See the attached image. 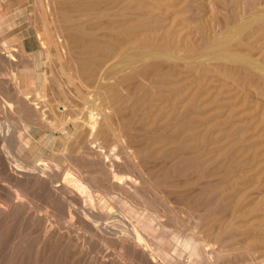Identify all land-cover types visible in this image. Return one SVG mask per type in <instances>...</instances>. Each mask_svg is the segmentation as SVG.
Masks as SVG:
<instances>
[{"label": "rangeland", "instance_id": "rangeland-1", "mask_svg": "<svg viewBox=\"0 0 264 264\" xmlns=\"http://www.w3.org/2000/svg\"><path fill=\"white\" fill-rule=\"evenodd\" d=\"M91 1L94 0H89V8L91 4L94 5L95 3ZM105 1L107 0H103V2L102 0L101 2L97 1L95 3L96 7L95 5H92L94 9L91 7L93 11L90 8V11L87 9L84 12L86 15L89 13V17L91 15V20L84 15V9H81L83 17H85L84 22L88 23L89 21V25L94 23V25H96L95 27H100L98 23L100 22L103 24L104 19V22H108L110 18L111 20L114 19L116 22L119 20L117 18L121 17L122 19L130 20V25L132 23H134V25L132 24V27H130L128 22L127 25L125 24L127 20L121 19L120 22H123V24L119 22L120 25H122V27H118L119 32L116 28L118 33L115 37L117 40L113 37L114 35L111 32L115 31L116 34V30L113 29H115L116 24L118 26L119 23H116L114 26L111 25L114 24V21L110 24L109 22L107 24L104 23L110 28H113L112 30L110 29V32L106 28L107 26L104 27L102 25L99 30L98 27L94 29L93 26H89L91 28L89 31L93 30L94 32V30H96L95 33L89 32L92 33V36L96 34L93 37H90L91 35L87 32L88 26L84 25L86 31H83L89 34H85L88 39H95V36H97L96 38L98 39L99 37L103 39L104 37L107 38L109 35V40L113 41L109 43L110 45L120 42L117 45L113 44L110 46L111 48L117 46L118 49L116 47L110 49L109 44H107L110 41L107 40L106 42V40H104L107 44L106 47H104L106 44L104 45L103 42L101 43L103 44L101 50L94 49L93 52H89L91 55L89 56L90 59L95 57V55L97 59L95 60L93 58L94 62L92 60L91 62L89 59L87 60L88 57L86 55L84 56V54L81 53L83 47L81 46L82 44L79 43L82 42L78 43L80 46H78V44L75 46L73 58L69 57L66 52L63 55L59 53V51L61 52V42L58 41V36L63 32L62 22L53 18V15L51 16L48 11H45L42 1L37 4V0H0V264H97V262L98 264H143V262L152 264L154 261V264H174V262L175 264H264V0H139L140 4L137 2L138 0H134V2L130 0V2L132 1V5L135 4L133 7L136 9H138L137 7L143 2L141 8L139 7L140 10H135V8L133 10L132 5L128 2L129 0H127V2L125 0H120V2L117 0V4L110 0L111 3L113 2L116 4H113V6L112 4L109 6V0L107 3ZM123 2L126 3H124V5H126V7H124L125 9L128 7L130 8V6L132 9L130 8L131 10H129L128 8V11H126L123 8ZM102 3L106 6L101 9V11L104 10V12L100 11L105 15L103 18H101L103 15L98 13V11L95 14V11L101 8L99 5ZM118 3L120 4L121 10L116 9L119 7ZM136 4H138L137 7ZM107 5L109 8H107ZM143 5L146 6L144 7ZM105 8L107 10L106 12H113V14H105ZM122 8L130 13H126ZM39 9H41V11H39ZM77 9H75V11ZM108 9H110V11ZM116 10L123 13H118V15L114 12ZM141 10L142 12H140ZM79 12H74V10H72L69 13H76V17L75 15H69L73 18L82 17V14ZM135 12L136 14L138 13L137 16H139L137 21ZM90 13L93 15L99 14L101 17H93ZM114 13L115 16H118L114 17ZM130 15H132L133 18ZM125 16L128 17L125 18ZM129 16L132 19H130ZM140 17H142V19ZM95 19L98 22H96L97 24L95 23ZM106 19H108V21ZM139 19L142 20L143 23H141ZM132 20H135L137 24ZM59 22L60 27L59 25L56 26ZM144 22H146L147 25L154 23L156 27L153 28L155 25L152 27L150 26L151 24L147 26ZM124 25L130 28L125 29ZM136 25L139 28L141 26L140 29L143 30H140ZM123 27L125 32L134 31L129 32L130 35L128 33V36L123 38L127 35V32L125 34L122 30ZM145 27L149 28V30ZM131 28L132 30H130ZM151 29L157 30L153 33ZM57 30L60 31L58 32ZM104 30H107L108 33H105ZM120 30H122L125 35H122L123 33L122 31L120 32ZM101 31H104L103 34H106V36L103 35V37L98 33ZM139 31H145L146 34L145 32H140V34ZM151 32L152 36L148 34ZM164 32L165 35L167 34L166 36ZM97 33L100 36H98ZM138 34H144V36H141L142 38L144 37V40L140 38ZM110 35L113 36L110 37ZM118 36L119 39L121 37L123 39L121 38L118 40ZM145 36H147V40ZM133 37L135 39L139 37L137 40L139 39L140 42L134 43ZM43 38L48 39L47 43L49 41L50 45L47 43L44 45L45 43L42 41ZM4 42L7 46L4 45ZM148 42H150V44H148ZM140 43L146 45L142 44L141 46ZM154 46L155 48L153 49ZM76 48L80 50L78 49L77 51ZM106 48L107 50L105 51ZM122 48L127 52L122 50L125 55H122L121 51L119 52ZM95 50H98V52L96 51L94 54ZM108 50H110V52ZM101 51L103 52L102 54H106L102 56V54L99 53ZM111 51L112 54H110ZM115 52L121 55L117 56ZM107 53L111 55L110 58L107 57L110 56L107 55ZM98 55L102 57L99 58ZM79 56L82 58H79ZM9 57H11L12 60ZM106 57L110 60L113 58V61L111 60L112 62H110L108 59L104 60ZM98 58L102 60L101 64L103 65L99 63L100 61H98ZM80 59H84L83 61L86 62V64L83 62L86 68L82 70V72L80 71L81 65L78 62ZM60 60L65 63L63 64ZM153 60L155 63L158 62V65H155L156 67H160H158V70L157 68L154 70L151 66V68L149 67L150 63V65L154 64ZM75 61L78 63L75 65L80 68L77 69L73 64ZM96 61L98 62L96 63ZM92 63H96L97 66L93 68L94 65ZM105 63H107V65ZM133 63H137L138 65L143 63V66L145 63L146 68L149 67L148 71L147 69H143L144 74L147 75L146 77L145 75L137 77V79L141 78L142 81L140 79L135 80V77L137 75L139 76L141 71V74L143 73L142 68L144 67L141 65L139 66L140 68H138V65L136 66V64L134 65ZM65 64L69 65L66 66ZM71 64L72 66H70ZM152 66L154 67V65ZM103 67L106 69H103ZM95 70H97V72ZM110 70L114 72L112 73ZM128 70L130 72L134 70V72L129 73ZM151 70L154 72H151ZM83 71H85V73ZM86 71L90 74H86ZM124 71L128 72V74ZM135 71L138 74H136ZM118 72L121 73V75ZM100 73H102L103 76L105 74L113 75H110V77L104 76L105 79L102 75H99ZM157 73L161 74L155 77L153 74ZM97 75L104 79L101 84L107 83L108 85L100 84V86L96 83L97 80L95 79ZM98 76L97 78H99ZM116 76L119 77L120 81ZM120 76L124 77L123 81H128V83H121L122 80L120 78L122 77ZM148 77H151L149 80L150 83L147 82ZM84 79H88L89 82ZM131 79H133V82H131ZM155 80L156 82L158 81L157 86L161 83L158 87L156 86ZM110 81L113 85L109 83ZM117 81H119V83L115 86L114 84H116ZM25 82L27 83L25 84ZM151 83H153L152 86L155 85L156 88H154L155 86L152 87ZM20 84H24V86L22 85V87ZM140 84H147L146 87H150L141 90L142 87L137 88V86H134H145ZM11 85L13 86L11 87ZM18 86L20 88H18ZM114 86L117 87L118 90H115L116 88ZM120 86L122 89L119 88ZM106 87L107 89H105ZM135 87L142 92H138ZM54 88L55 90H53ZM150 88H152L151 91L148 90ZM131 89L134 90V93H131L134 94V98L130 95V92H133ZM164 91L166 92L164 93ZM146 92L150 95H146ZM178 92L181 93L179 94ZM122 93L125 94L123 95ZM151 93L154 94L151 95ZM135 94L138 100L139 97L141 98V95L144 96V98L146 96L148 99H143L141 104H138L135 102L136 100H132V98L135 99ZM159 94L161 96H159ZM20 96L21 98L19 99ZM119 96L124 97L122 98ZM32 97H34V99ZM11 101L14 102V104L8 105ZM20 101L22 104H18ZM172 104L174 108H171ZM139 105H141V107ZM187 107L191 109L187 110ZM82 108L85 110L83 111ZM157 108L160 111H158ZM130 109L133 110L130 111ZM155 111L157 113L154 116ZM185 112L188 113L187 116H185L187 119L186 122L182 124L180 123L181 115L185 114ZM89 113H93V115ZM118 114L119 116H117ZM125 115L132 117L128 118ZM86 116L88 119L90 118V121H92V117L95 116L94 122H96V129L99 122L101 125H105V123L111 126L115 125V130L116 128L119 130L122 126L125 127V131H127V134L124 136L125 139L123 138L122 142H114V147L117 151H120L118 149H121L124 144L129 146L126 148L129 152L125 150V153L121 152V154H118L120 158L117 157V159H121L119 160L121 163L119 162V166L116 167L120 168L122 172H118V168L116 169V167L112 168L113 171H110V165L104 166L102 164L101 166H104V168L99 166V164H101L99 161L102 155V160L116 159L115 155H113L114 157L110 156L108 158L107 154L103 151L108 145L113 143L110 137L108 141L103 137L96 140L94 139L96 137L90 133L92 136L90 140L93 141L92 144L94 146L97 145V147H95L97 148L95 149V154L88 153L82 147L89 133L87 127L90 125V121L86 119ZM147 116L149 117L147 118ZM77 119L80 120L81 123H79L80 121ZM75 120L77 122H75ZM122 122L124 124H120ZM166 122L168 123L167 125ZM83 123L86 124L83 125ZM175 123L178 124L175 125ZM79 124L83 127L81 128ZM134 124L138 129H136ZM78 127H80L79 130L77 129ZM131 131L134 132L132 133ZM136 131L142 136L139 138L138 136L136 137ZM145 131L147 132L146 134ZM148 132L151 133L148 134ZM92 133L95 135V131H92ZM162 135L163 137L160 138V140L163 139L164 141L162 140L161 143L159 140V142L157 141L158 143H155L154 140L150 139L152 136L160 137ZM129 136H134V142H129ZM177 136H180L179 139L176 138ZM132 137L131 140L133 139ZM143 137H148L149 140L146 141ZM165 137L170 139L166 140ZM127 138L128 141H126ZM139 139H141L143 143H139ZM185 140H188V142ZM81 141L82 143H80ZM150 141H154V143ZM99 142H101V145H103V143L105 145L107 142L108 145L106 144V147H101L103 148L102 150L99 148ZM125 142H129V145ZM150 143L152 144V148L150 147ZM143 144L147 147L149 146L150 150L148 148V153L141 155L143 157L138 156L136 160H138V163L143 160L139 164L140 169L143 168L142 170H144L146 168L144 171L149 169L146 172V180L143 182L142 179H137L136 184L139 185H136L135 188H129L128 185L126 188L124 184H122L124 188L118 186L114 180L118 182L120 178H126L128 175H132L133 172H135L134 170H139L137 166V169L130 166V164H133L127 159L126 155H129V153L132 154V152L136 150V148H134L136 145ZM182 146H185V148ZM155 147L160 149L157 155L156 152H153ZM128 148H130V150ZM14 155H16L15 157L18 156L16 159L20 158V161H17ZM145 156L147 158H145ZM85 157H87V159ZM70 158H73L75 161L72 159L71 161L73 162H71ZM124 158L126 160H124ZM184 159L186 161H184ZM144 160L146 162H144ZM97 161L99 163H97ZM22 162L24 164L20 165ZM38 162L51 163V165L49 164L47 166L50 167L49 170H54L55 172H51L50 178L51 180H56L57 183L64 182L68 186L71 185V178L66 177V179H63L65 173L70 172L80 179L90 190L92 189L91 192L96 190L94 191L95 193H92L93 196L95 195L94 197L92 196V200H88L87 196H83V198L80 197L82 199L81 202V199L78 198L81 204H85L88 207L90 205L93 210L97 206V208H95L96 216L94 214V216L90 217H94L93 219L84 218L82 216L78 219L77 215L74 216L75 214H72V216L66 214L65 217L63 211H61V209L63 210L66 208L63 207L65 204L63 203L64 205H60L62 200L61 202L59 201V199H63V196L60 195V198L55 193L53 196L50 195L49 189L52 191L53 188L51 186L52 183L49 181L50 178L48 180L49 183H47L48 186L44 185L37 178V174H32L30 168L27 167L29 163L36 164ZM108 162L110 161H106L105 163ZM52 166H54L55 169ZM147 167L150 168L147 169ZM156 168H158V171ZM170 168H172V170ZM185 168L187 170H184ZM149 171L152 174H150ZM208 171L210 172L208 173ZM115 172L119 174L117 175ZM99 173L101 175H99ZM149 174L151 176L153 175L152 179ZM157 175H161V177L158 176L157 178ZM162 175L166 176L162 177ZM57 177L58 180L55 179ZM104 177H108L105 182L102 180ZM187 177H189V179ZM162 178L165 179L163 180ZM149 179L151 181H149ZM159 179L162 180V182ZM84 180L87 182H84ZM108 180H112L109 181L110 184ZM88 181L90 182L88 183ZM159 182L161 184H159ZM166 182H170V187L169 185H165ZM98 185L99 187L102 185L105 187L99 188ZM73 186L76 189V186ZM114 186H118L119 188ZM137 187H139L140 191ZM98 188L102 189L104 193L102 190L99 191ZM182 188L184 190H181ZM208 189L209 192H207ZM122 192H125V194ZM128 192L129 194H126ZM102 194L103 197L101 196ZM100 196L105 198L101 199ZM51 197L52 199L54 197V201H52ZM109 197L114 199V201L109 199ZM190 203H192V205H190ZM204 206L207 207L205 208ZM4 209L5 211H3ZM6 210L9 213H7ZM109 210L112 211L113 215L117 212L119 213L116 219L111 217L112 214ZM97 211L100 213L98 214ZM208 213L210 215H208ZM131 216L134 217V220ZM148 216L150 218L149 221ZM108 217H110V219ZM105 219L106 221L104 222H108L107 225L103 222ZM151 219L154 220V222ZM91 220H99L100 223L103 224L94 226L92 224L94 222ZM111 221L115 222L112 223ZM124 224H130L136 229L138 228L137 230L145 241L138 243L137 240L134 239V241L133 238H129V236L127 238V235L122 232ZM131 241H133L134 244L137 243L139 246L143 244V246H141L143 249L141 247L138 248L136 244L134 246ZM183 241L185 243L190 242L184 245ZM144 244L147 249L144 247ZM187 245H189V247ZM183 246H185V248ZM194 246L198 247L195 248ZM190 247L193 248L191 249ZM144 250L145 252H143ZM190 250L193 251V254ZM210 253L211 255H209ZM141 255L146 256L144 258L143 256L141 257ZM147 256L150 257V259L147 258ZM152 259L154 260L153 262Z\"/></svg>", "mask_w": 264, "mask_h": 264}, {"label": "bare ground", "instance_id": "bare-ground-1", "mask_svg": "<svg viewBox=\"0 0 264 264\" xmlns=\"http://www.w3.org/2000/svg\"><path fill=\"white\" fill-rule=\"evenodd\" d=\"M41 1H42V5H43V7H45V11H48V13H49L51 16L53 15V18H55V19H57V20H60V21L62 22L63 32L60 34V36H58V41L61 42V45H60V46H61V48H60V49H61V52L59 51V53H62V55H63V54H65V52H66L67 55H68L69 57L73 58V55L75 54V52H74V51H75V46H76L79 42H82V43H79V44H82L81 46L83 47V48H82V52H81V51H80V52H81L82 54H84V56L86 55V56L88 57L87 60L89 59V61H91V60L93 61L94 59L97 60V59L95 58L96 55H95V57H93L94 59H93V58L90 59L89 56H91V55H90L89 52H93L94 49H99V50H101V49L103 48V47H102L103 44H101V43H103L104 40H106V42H107V40L110 41V40H109L110 38H109V35H108V34H107V35H108L107 38L104 37V36H106V34H105V35L103 34V32L105 31V30H104V31H101L102 33H101V32H98V33L101 34L102 36L104 35L103 37H104L105 39H104V38H103V39H102V38L100 39V37H99V39H98V38H96L97 36H95V39H91V38L88 39V37H87L85 34H88L89 32H93V30L89 31V30L91 29L90 27L93 26L94 29H96L98 26L95 27L96 25H94V23H93V24L91 23V22H94V21H91L90 23H91L92 25H91V24L89 25V24H88L89 21H88V19H87V18L89 17V16H88L89 13H88V15H86L84 12H85L87 9L90 11V8L93 7V6L95 5L96 2H97V1L101 2V0H94V1H91V2H95V3H94V5L91 4V7H90V8H89L90 4H88L89 0H65V1H63V0H37V2H38L37 4L41 3ZM107 1H108V0H107ZM107 1H105V2L107 3ZM112 1H114L115 3L117 2V0H116V1H115V0H112ZM125 1L127 2V0H125ZM135 1H136V0H135ZM140 1H141V0H140ZM102 2H103V0H102ZM108 2H110V3H109V6H110L111 4H112V6H113V4H114V5L117 4V3L115 4V3H113V2L111 3L110 0H109ZM119 2H120V0H119ZM128 2L131 4L132 1L130 2V0H129ZM133 2H134V0H133ZM137 2L139 3V0H138ZM124 3H125V2H123V8L126 7V5H124ZM135 3H136V2H135ZM118 4H119V3H118ZM125 4H126V3H125ZM127 4H128V3H127ZM139 4H140V3H139ZM142 4H143V2H141V5H142ZM88 5H89V6H88ZM92 5H93V6H92ZM98 5H99V4H98ZM101 5H102V6H101ZM131 5H132V4H131ZM137 5H138V4H136V7H137ZM141 5L137 7L139 10H140V8H141ZM40 6H41V5H40ZM99 6H100L101 8H100ZM99 6H98V7H99L100 9L97 7L99 10H96V11H95V14H96V12L98 11V13H100L101 15H103L101 12H104V10L101 11V9H103V8L106 7V6H105V4H103V3L100 4ZM107 6H108V5H107ZM109 6H108L107 8H109ZM133 6H135V4L132 5V8H133V10H134L135 7H133ZM143 6H144V5H143ZM145 6H146V5H145ZM145 6H144V7H145ZM95 7H96V5H95ZM102 7H103V8H102ZM127 7H128V5H127ZM139 7H140V8H139ZM38 8H39V7H38ZM77 8H79V9H77ZM111 8H112V7H111ZM111 8H110V9H111ZM123 8H122V9H123ZM128 8H129V7H128ZM128 8H126V9L124 8V9H125L126 11H128ZM130 8H131V6H130ZM130 8H129V10L132 9V8H131V9H130ZM75 9H77V10H76L77 12L81 11V9H82V10L84 9V10H83V13H84V15H86V17H87L86 19H87L88 23H87V22H84V18H85V17H83V13H82V11L79 12L80 14H82V17H77V18H75V17H76V15H75L76 13H75V14H74V13H73V14H72V13H71V14L69 13V12L72 11V10H74V12H76ZM93 9H94V7H93ZM93 9L91 8L92 11H93ZM110 9H108V10L110 11ZM116 9H120V4H119V7L116 8ZM124 9H123V10H124ZM138 9L135 8V10H138ZM142 9H143V7H142ZM113 10H114V9H113ZM120 10H121V9H120ZM123 10H122V11H123ZM125 10H124V11H125ZM133 10H132V11H133ZM39 11H41V9H39ZM100 11H101V12H100ZM106 11H107V10H106V8H105V12H106ZM111 11H112V9H111ZM116 11H117V10H116ZM116 11H114L116 14H118V13L122 14V13H123V12H121V11H120V12H118V11L116 12ZM126 11H125V12H126ZM125 12H124V14H125ZM140 12H142V10H141ZM79 13H77V14L80 15ZM115 13H114V15H113L114 17H116V16L119 15V14H118V15L115 16ZM126 13H130V12H126ZM44 14H45V13H44ZM46 14H47V12H46ZM69 14H70L71 16H72V15H75V17L73 18V17H71ZM90 14H92V13H90ZM95 14H94V15L92 14V16H93V17H94V16H100V17H101V15H99V14H98V15H95ZM105 14H107V15H112L113 12H111V13L106 12ZM124 14H123V15H124ZM131 14H132V13H131ZM133 14H134V12H133ZM133 14H132V15H133ZM135 14H136V12H135ZM143 14H144V12H143ZM146 14H147V12H146ZM107 15H106V16H107ZM132 15H130V16H132ZM137 15H138V13L136 14V18H137L136 21H137L138 18H139V16H137ZM141 15H142V13H141ZM141 15H140V16H141ZM150 15H151V14H150ZM51 16H50V17H51ZM80 16H81V15H80ZM104 16H105V15H103L101 18H103ZM120 16H121V15H120ZM130 16H129V18H130ZM144 16H145V15H144ZM148 16H149V14H148ZM46 17H48V16H46ZM100 17H99V18H100ZM126 17H128V16H125V18H126ZM48 18H49V17H48ZM51 18H52V17H51ZM91 18H92V17H91V15H90L89 20H91ZM109 18H110V17H109ZM132 18H133V16H132ZM132 18H130V19H132ZM140 18L142 19V17H140ZM145 18H146V16H145ZM148 18H149V17H148ZM86 19H85V20H86ZM117 19H119V20H117ZM117 19H116V20H117L118 22H117V21L115 22L114 19L111 20V18H110L111 21H110V20L108 21V19H106V20L109 22V24L112 23V21H114V22H113L114 24H111V25L114 26L116 23H119V22L121 21L122 18H121V17H120V18L118 17ZM104 20H105V19H104ZM104 20H103V24H101L100 22H99V23H100V24H99V23L96 21V19H95V23L97 22L98 25H100V27H101L102 25H103L104 27L107 26L106 28H107V29L109 30V32H110L113 28H112V27L110 28L108 25H106L108 22H104ZM122 20H125V19H122ZM126 20H127V21H126ZM126 20H125V21H126L125 24L127 25V24L129 23V25H130V22H129L130 20H129V21H128V19H126ZM101 21H102V19H101ZM132 21H134L135 24H137L135 20H132ZM139 21H141V23H143L142 20L139 19ZM139 21H138V22H139ZM52 22H53V21H52ZM127 22H128V23H127ZM47 23H48V22H47ZM84 23H85V24H84ZM97 23H96V24H97ZM104 23H106V24H104ZM120 23L123 24V22H120ZM120 23H119L118 26H117V24H116L117 27L115 26V29H113V30H116V34H115V31H113L114 33H113V32H111V33H112L114 36H113V35H110V37H112V36L115 37V35L117 36V33L119 32L118 27H120V26L122 27V25H120ZM35 24H36V22H35ZM42 24H43V23H42ZM59 24H60V22H59L56 26H58ZM87 24H88V25H87ZM132 24L134 25V23H132ZM132 24L130 25V27H132ZM139 24H140V23H139ZM139 24H138V25H139ZM144 24H146V22H144ZM150 24H151V25H150ZM150 24H148V25H150V26H152V27L155 25L153 28L156 27V24H154V23H150ZM152 24H153V25H152ZM46 25H47V24H46ZM84 25L88 26V30H87L88 33H87V32L85 33V32L83 31V30H85V28H86V27L84 28ZM111 25H110V26H111ZM129 25H128V26H129ZM146 25H147V24H146ZM146 25H144V26H146ZM148 25H147V26H148ZM51 26H52V25H51ZM89 26H90V27H89ZM147 26H146V27H147ZM38 27H39V26H38ZM59 27H60V25H59ZM93 27H92V28H93ZM100 27H98V30H99ZM104 27H102V28L105 29ZM124 27H125V25H124ZM124 27H123L122 30H123L124 33L126 34L127 31L125 32V29H126V28H130V27H125V29H124ZM133 27H134V26H133ZM136 27H138V26L136 25ZM136 27H135V28H136ZM146 27H145V28H146ZM52 28H53V27H52ZM116 28L118 29V32H117V29H116ZM138 28H139V27H138ZM140 28H141V26H140ZM140 28H139V29H140ZM142 28H143V26H142ZM150 28H151V27H150ZM161 28H162V27H161ZM38 29H39V28H38ZM44 29H45V28H44ZM58 29H60V28H58ZM110 29H111V30H110ZM136 29H137V28H136ZM146 29L149 30V28H146ZM157 29H158V28H157ZM157 29H156V30H157ZM50 30H51V29H50ZM122 30H120V32H121ZM127 30H128V29H127ZM130 30H132V28H131ZM140 30H143V29H140ZM147 30H146V32H147ZM151 30H152V29H151ZM151 30H150V31H151ZM156 30L153 29L152 32L155 33ZM57 31H58V30H57ZM59 31H60V30H59ZM59 31H58V32H59ZM85 31H86V30H85ZM95 31H96V30H94L93 33H95ZM106 31H107V30H106ZM106 31H105V33H108V31H107V32H106ZM123 31H122V33H123ZM133 31H134V30H132V31H128V32H127V35H125V34L123 33L122 35H125L123 38H126V36H128V33H129V32H133ZM137 31H138V29H137ZM140 32L143 33V32H145V31H143V32H142V31H139V33H140ZM146 32H145V34H146ZM152 32H151V33H148V34H149V35L151 34V36H152ZM45 33H46V32H45ZM98 33H97V35H98ZM111 33H109V34H111ZM141 33H140V34H141ZM58 34H59V33H58ZM89 34L91 35L90 37H93L94 35H96V34H94V35L92 36V33H89ZM89 34H88V35H89ZM119 34H120V33H119ZM38 35H39V34H38ZM84 35H85L86 37H85ZM129 35H130V33H129ZM138 35H139V34H138ZM149 35H147V36H149ZM164 35H165V32H164ZM166 35H167V34H166ZM166 35H165V36H166ZM98 36H100V35H98ZM135 36H136V35H135ZM139 36H140V38H142L141 36H144V34L139 35ZM147 36H145V39H146V40H147ZM151 36H150V38H151ZM155 37H156V34H155ZM162 37H163V36H162ZM121 38H122V37H121ZM121 38H120V39H121ZM123 38H122V39H123ZM131 38H132V37H131ZM133 38H134V37H133ZM137 38H139V37H137ZM137 38H136V39H135V38L133 39L134 43H135V42H137V43L140 42V40H139V39L137 40ZM143 38H144V37H143ZM143 38H142V39H143ZM150 38H148V39H150ZM158 38H159V37H158ZM164 38H165V37H164ZM167 38H168V37H167ZM56 39H57V37H56ZM56 39H55V40H56ZM113 39H114V38H113ZM115 39H116V37H115ZM120 39H119V36H118V40H120ZM142 39H141V40H142ZM47 40H48V39H46V38H43V39H42L43 43H45L44 45H46ZM52 40H53V39H52ZM111 40H112V39H111ZM116 40H117V39H116ZM135 40H136V41H135ZM143 40H144V39H143ZM143 40H142V42H143ZM151 40H152V38H151ZM153 40H154V39H153ZM158 40H159V39H158ZM56 41H57V40H56ZM58 41H57V42H58ZM126 41H127V40H126ZM131 41H132V40H131ZM131 41H130V42H131ZM133 41H132V42H133ZM59 42H58V44H59ZM93 42H94V43H93ZM112 42H113V41H110V42H108L107 44L112 43ZM150 42H151V41H150ZM150 42H148V44H150ZM158 42H159V41H158ZM49 43H50V42L48 41L47 44H49ZM119 43H120V42H117V44H119ZM144 43H145V41H144ZM146 43H147V42H146ZM0 44H1V42H0ZM2 44H3V42H2ZM5 44H6V43L4 42V45H5ZM58 44H57V45H58ZM79 44H78V46H80ZM105 44H106V43L104 42V45H105ZM107 44H106L104 47H106ZM113 44H116V43H113ZM113 44H111V45H113ZM117 44H116V45H117ZM140 44H141V43H140ZM142 44H143V43H142ZM142 44H141V46H142ZM152 44H153V42H152ZM49 45H50V44H49ZM111 45L109 44V48H110V49L115 48V47L117 48V46L111 48V47H110ZM122 45H124V44H122ZM143 45H146V44H143ZM153 45H154V44H153ZM5 46H7V45H5ZM55 46H56V44H55ZM58 46H59V45H58ZM58 46H57V48H58ZM128 46H129V45H128ZM131 46H132V45H131ZM148 46H149V45H148ZM148 46H147V47H148ZM0 47H1V46H0ZM53 47H54V46H53ZM126 47H127V46H126ZM48 48H49V47H48ZM54 48H55V47H54ZM54 48H53V49H54ZM107 48H108V47H107ZM107 48L105 49V51L107 50ZM154 48H155V46L153 47V49H154ZM60 49H58V50H60ZM76 49H77V48H76ZM78 49H79V48H78ZM78 49H77V51H78ZM117 49H118V48H117ZM117 49H115V50H117ZM127 49H128V48H127ZM0 50H1V49H0ZM11 50H12V49H11ZM55 50H56V48H55ZM79 50H80V49H79ZM115 50H112V51H115ZM122 50H124V48L120 49L119 52L121 51V52H122L121 54H122V55H125L124 52H126V51L124 50V52H123ZM128 50H129V49H128ZM156 50H158V49H156ZM53 51H54V50H53ZM96 51L98 52V50H95V51H94V54H95ZM102 51H103V50H102ZM102 51L99 52V53L102 54V53H103ZM108 51L110 52V50H108ZM108 51H107V52H108ZM112 51H111L110 54H112ZM150 51H151V50H150ZM57 52H58V51H57ZM109 52H108V53H109ZM119 52H118V53H119ZM3 53H4V52H3ZM73 53H74V54H73ZM76 53H78V52H76ZM81 53H80V54H81ZM104 53H105V52H104ZM108 53H107V55H110V54H108ZM115 53H116V52H115ZM126 53H127V52H126ZM152 53H153V52H152ZM179 53H180V52H179ZM78 54H79V53H78ZM87 54H89V55H87ZM97 54H98V53H97ZM105 54H106V53H105ZM105 54H102V56L105 55ZM116 54H117V53H116ZM121 54L119 53V55L117 54V56H120ZM128 54H129V53H128ZM92 55H93V53H92ZM107 55H106V56H107ZM129 55H130V54H129ZM76 56H77V55H76ZM81 56H83V55H81ZM84 56H83V57H84ZM93 56H94V55H93ZM102 56H99V55H98L99 58H101ZM114 56H115V54H114ZM114 56H113V57H114ZM6 57H7V56H6ZM107 57L110 58L111 55H110V56H107ZM107 57H106V59H104V58H105V56H104L103 59H104V60H107V59H108ZM131 57H132V56H131ZM9 58H11V57H9ZM57 58H58V57H57ZM64 58H65V57H64ZM74 58H76V57H74ZM79 58H82V57L79 56ZM99 58H98V59H99ZM114 58H115V57H114ZM133 58H134V57H133ZM50 59H51V58H50ZM59 59H60V56H59ZM59 59H58V60H59ZM67 59H68V58H67ZM112 59H113V58H112ZM112 59H111V60H112ZM129 59H130V58H129ZM129 59H128V60H129ZM134 59H135V58H134ZM11 60H12V58H11ZM72 60H73V59H72ZM72 60H71V61H72ZM83 60H84V59H83ZM83 60L80 59V60L78 61V62L80 63V65H81V70H80L81 72H82V70H84V69L86 68V67H85L86 65L83 64V62H84ZM108 60H109L110 62L113 61V60L111 61L110 59H108ZM123 60H124V59H123ZM131 60H132V59H131ZM136 60H137V58H136ZM138 60H139V59H138ZM140 60H141V59H140ZM3 61H4V59H3ZM60 61L62 62V60H60ZM64 61H65V60H64ZM69 61H70V60H69ZM92 61H91V62H92ZM98 61H100V62H99L100 64L102 63V60L99 59ZM98 61H96V63H97ZM118 61H119V60H118ZM134 61H135V60H134ZM153 61H154V60H153ZM153 61H152V62H153ZM12 62H13V61H12ZM45 62H46V61H45ZM72 62H73V61H72ZM76 62H77V61H75V63H73V64H74V65H75V64L77 65L78 63H76ZM87 62H88V61H87ZM91 62H90V63H91ZM93 62H94V61H93ZM106 62H107V61H106ZM110 62H109V63H110ZM114 62H115V61H114ZM130 62H131V61H130ZM132 62H133V61H132ZM139 62H140V61H139ZM0 63H1V62H0ZM62 63H63V62H62ZM64 63H65V62H64ZM64 63H63V64H64ZM84 63L86 64V62H84ZM96 63H94V64L92 63V64L94 65L93 68L97 66ZM99 63H98V64H99ZM103 63H104V62H103ZM109 63H108V64H109ZM124 63H125V62H124ZM153 63H154V64H152V65H154L155 68H154L152 65H150L151 63L149 64V67L151 66L154 70H155L156 68H157V70H158V69L160 68L159 66H158L159 68L156 67V66L158 65V64H157L158 62L155 63V61H154ZM173 63H174V62H173ZM11 64H13V63H11ZM47 64H48V62H47ZM59 64H61V63H59ZM69 64H70V63H69ZM69 64H67V65H69ZM105 64L107 65V63H105ZM112 64H113V63H112ZM133 64H134V63H133ZM135 64H136V66L138 65L137 63H135ZM135 64H134V65H135ZM142 64H143V63H142ZM142 64H141V65H142ZM165 64H166V63H165ZM7 65H8V64H7ZM65 65H66V64H65ZM67 65H66V66H67ZM76 65H75V66H76ZM101 65H103V64H101ZM127 65H128V64H127ZM130 65H131V64H130ZM141 65H138V68H140L139 66H141ZM155 65H156V66H155ZM11 66H12V65H11ZM14 66H15V65H14ZM14 66H13V67H14ZM27 66H28V65H27ZM70 66H72V64H71ZM78 66H79V65H78ZM104 66H105V65H104ZM118 66L120 67L119 64H118ZM128 66H129V65H128ZM142 66H143V65H142ZM2 67H3V66H2ZM98 67H99V66H98ZM101 67H102V66H101ZM105 67H106V66H105ZM115 67H116V66H115ZM115 67H114V68H115ZM134 67H135V66H134ZM134 67H133V68H134ZM143 67H144V68L141 67L142 70H143V69H147V71L149 70V69H148L149 67L146 68L145 63H144V66H143ZM151 67H150V68H151ZM162 67H163V65H162ZM166 67H167V66H166ZM52 68H53V67H52ZM65 68H66V67H65ZM70 68H72V67H70ZM70 68H69V69H70ZM73 68H74V67H73ZM76 68L78 69V68H80V67H77V66H76ZM91 68H92V67H91ZM99 68H100V67H99ZM114 68H113V69H114ZM128 68H129V67H128ZM130 68H132V67H130ZM164 68H165V67H164ZM167 68H168V67H167ZM2 69H3V68H2ZM103 69H106V68L103 67ZM110 69H111V68H110ZM115 69H116V68H115ZM126 69H127V68H126ZM170 69H171V68H170ZM4 70H5V69H4ZM65 70H66V69H65ZM73 70H74V69H73ZM86 70H87V69H86ZM107 70H108V69H107ZM123 70H124V69H123ZM136 70H138V69H136ZM140 70H141V69H140ZM140 70H139V71H140ZM157 70H156V72H157ZM172 70H173V69H172ZM75 71H76V70H75ZM75 71H74V72H75ZM87 71H88V70H87ZM87 71H86V74L88 73ZM95 71L97 72V70H95ZM99 71H100V70H99ZM99 71H98V72H99ZM102 71H103V70H102ZM110 71H111V70H110ZM115 71H116V70H115ZM128 71H129V70H128ZM139 71H137V72H139ZM145 71H146V70H145ZM147 71H146V72H147ZM167 71H168V70H167ZM83 72L85 73V71H83ZM92 72H93V71H92ZM92 72H91V73H92ZM107 72H109V71H107ZM111 72H112V71H111ZM113 72H114V71H113ZM113 72H112V73H113ZM119 72H123V71H119ZM119 72H118V73H119ZM124 72L128 74V72H126V71H124ZM132 72H134V70H133V71L131 70V72L129 71V73H132ZM141 72H142V71H141ZM141 72H140L139 76L137 75V76L135 77V78H136L135 80H138V79L141 80V78H138V79H137V77H140V75H141V76H142V75H145V77L147 76L146 74H144V70H143V73H142V74H141ZM146 72H145V73H146ZM151 72H154V71L151 70ZM156 72H155V73H156ZM0 73H1V71H0ZM67 73H68V72H67ZM72 73H73V71H72ZM72 73H71V74H72ZM94 73H95V72H94ZM105 73H106V72H105ZM118 73H117V75H118ZM135 73H136V71H135ZM148 73H150V72H148ZM171 73H172V72H171ZM73 74H74V73H73ZM78 74H79V73H78ZM89 74H90V73H88V75H89ZM107 74H108V73H107ZM115 74H116V73H115ZM115 74H114V75H115ZM119 74L121 75V73H119ZM136 74H138V73H136ZM159 74H161V73H159ZM159 74L157 73V74H153V75H155V77H156V75H159ZM58 75H59V74H58ZM88 75H87V77H88ZM99 75L101 76L102 73H100ZM108 75H109V74H108ZM108 75L105 74L104 76H105V77H106V76H107V77H110L111 74H110L109 76H108ZM112 75H113V74H112ZM112 75H111V76H112ZM130 75H131V74H130ZM132 75H134V74H132ZM187 75H188V74H187ZM71 76H72V75H71ZM80 76H81V74H80ZM83 76L86 77L85 75H83ZM91 76H92V75H91ZM91 76H89V77H91ZM97 76H98V75H97ZM97 76H96V79H95V80H97L96 83H98V84L100 85V84L102 83V80H104V79L101 78V77H99V76H98L99 78H97ZM104 76L102 75V77H104ZM118 76H119V75H118ZM134 76H135V75H134ZM81 77H82V76H81ZM105 77H104V78H105ZM116 77H117V76H116ZM120 77H122V76H120ZM127 77H128V76H127ZM143 77H144V76H143ZM159 77H160V76H159ZM9 78H11V77H9ZM15 78H16V77H15ZM72 78H73V76H72ZM72 78H71V79H72ZM94 78H95V77H94ZM113 78H114V77H113ZM117 78H118V80H119V77H117ZM125 78H126V76H125ZM148 78H149V77H148ZM148 78H147V82H149V80L151 79V77H150L149 79H148ZM25 79H26V78H25ZM79 79H80V78H79ZM105 79H106V78H105ZM107 79H108V78H107ZM120 79L123 81V80H124V77H122V78H120ZM127 79H128V78H127ZM152 79H153V78H152ZM157 79H158V76H157ZM157 79H156V80H157ZM165 79H166V78H165ZM165 79H163V80H165ZM6 80H7V79H6ZM22 80H23V79H22ZM82 80H83V79H82ZM84 80H85V79H84ZM86 80H87V82H89L88 79H86ZM86 80H85V81H86ZM111 80H112V79H111ZM115 80H117V79H115ZM129 80H130V79H129ZM131 80H132L131 82H133V79H131ZM156 80H155V82H156ZM170 80H171V78H170ZM182 80H183V79H182ZM195 80H196V79H195ZM33 81H34V80H33ZM33 81H32V84L34 85V82H33ZM72 81H73V80H72ZM105 81H106V80H105ZM105 81H103V82H105ZM119 81H120V80H119ZM119 81H117L116 84H114V85L116 86L117 83H119ZM122 81H121V83L124 84L125 81H123V82H122ZM141 81H142V80H141ZM143 81H144V80H143ZM16 82H17V81H16ZM114 82H115V81H114ZM129 82H130V81H129ZM134 82H135V81H134ZM137 82H138V81H137ZM26 83H27V82H25V84H26ZM28 83H31V82H28ZM90 83H92V82H90ZM96 83H95V84H96ZM109 83L111 84V81H110ZM125 83H128V81L125 82ZM139 83H140V82H139ZM141 83H143V82H141ZM149 83H150V82H149ZM153 83H154V82H153ZM153 83H151V86H152ZM157 83H158V81L156 82V86H157ZM175 83H177V82H175ZM192 83H193V82H192ZM98 84H97V86H98ZM103 84L108 85L107 83H103ZM103 84H101V85H103ZM130 84H131V83H130ZM159 84H161V83H159ZM159 84H158V86H159ZM177 84H178V83H177ZM15 85H16V84H15ZM15 85H14V86H15ZM20 85H21V84H20ZM22 85L24 86V84H22ZM22 85H21V86H22ZM28 85H29V84H28ZM93 85H94V83H93ZM101 85H100V86H101ZM111 85H113V84H111ZM118 85H119V84H118ZM140 85H145V84H140ZM146 85H147V84H146ZM146 85H145V86H139V87H138V85H134V86H137V88L142 87L141 90H144L145 88L150 87V86L146 87ZM12 86H13V85H11V87H12ZM23 86H22V87H23ZM53 86H54V85H53ZM76 86H77V85H76ZM85 86H86V85H85ZM115 86H114V87H115ZM124 86H125V85H124ZM153 86H155V85H153ZM153 86H152V87H153ZM156 86H155L154 88H156ZM158 86H157V87H158ZM160 86H161V85H160ZM86 87H87V86H86ZM90 87H91V86H90ZM102 87H103V86H102ZM110 87H111V86H110ZM110 87H108V88H110ZM128 87H129V86H128ZM143 87H144V88H143ZM13 88H14V87H13ZM18 88H20V87L18 86ZM18 88H17V89H18ZM24 88H25V87H24ZM24 88H23V89H24ZM60 88H61V87H60ZM115 88H116L115 90H118L117 87H115ZM119 88L122 89L121 86H120ZM125 88H126V87H125ZM131 88H132V87H131ZM160 88H161V87H160ZM8 89H9V87H8ZM17 89H16V90H17ZM56 89H57V88H56ZM102 89H103V88H102ZM105 89H107V87H106ZM132 89H133V88H132ZM132 89H131V90H132ZM135 89H136V87H135ZM20 90H21V89H20ZM53 90H55V88H54ZM87 90H88V89H87ZM91 90H92V89H91ZM111 90H112V87H111ZM113 90H114V89H113ZM136 90H137L138 92H142L140 89H136ZM139 90H140V91H139ZM148 90L151 91L152 88H150V89H148ZM154 90H155V89H154ZM156 90H157V89H156ZM163 90H164V89H163ZM168 90H169V89H168ZM184 90H185V89H184ZM66 91H67V89H66ZM84 91H85V90H84ZM121 91H122V90H121ZM132 91H133V92H130V95L133 96L134 94H131V93H134V90H132ZM15 92H16V91H15ZM23 92H24V91H23ZM71 92H72V91H71ZM86 92H87V91H86ZM105 92H107V91H105ZM111 92H112V91H111ZM117 92H118V91H117ZM126 92H127V91H126ZM152 92H153V91H152ZM159 92H160V91H159ZM165 92H166V91H164V93H165ZM168 92H169V91H168ZM19 93H21V92H19ZM37 93H38V92H37ZM55 93H56V91H55ZM113 93H114V91H113ZM115 93H116V92H115ZM128 93H129V91H128ZM135 93H136V92H135ZM149 93H150V92H149ZM171 93H172V92H171ZM178 93H179V92H178ZM180 93H181V92H180ZM180 93H179V94H180ZM21 94H23V93H21ZM38 94H39V93H38ZM122 94H123V93H122ZM124 94H125V93H124ZM124 94H123V95H124ZM126 94H127V93H126ZM143 94H144V93H143ZM153 94H154V93H153ZM153 94L151 93V95H153ZM176 94H177V93H176ZM176 94H175V95H176ZM25 95H26V94H25ZM109 95H110V94H109ZM139 95H141V94H139ZM146 95H150V94H147V92H146ZM202 95H203V94H202ZM113 96H115V95H113ZM126 96H127V95H126ZM159 96H161V95L159 94ZM178 96H180V95H178ZM200 96H201V95H200ZM37 97H38V96H37ZM119 97H122V96H119ZM123 97H124V96H123ZM123 97H122V98H123ZM142 97H143V98H142ZM149 97H150V96H149ZM162 97H163V96H162ZM164 97H165V96H164ZM20 98H21V96L19 97V99H20ZM32 98L34 99V97H32ZM122 98H121V99H122ZM133 98H134V96H133ZM133 98H132V100H136L135 102L138 103V104H141V101H142L143 99H144V100H145V99H148V98H146V96H145V98H144V96L141 95V98L139 97V100H138V98L136 99V94H135V99H133ZM26 99H27V98H26ZM30 99H31V98H30ZM117 99H118V98H117ZM121 99H120V100H121ZM162 99H163V98H162ZM191 99H192V98H191ZM9 100H11V99H9ZM17 100H18V99H17ZM164 100H165V98H164ZM186 100H187V99H186ZM192 100H193V99H192ZM12 101H14V100H12ZM12 101H11L8 105H13L14 102H12ZM31 101H32V100H31ZM105 101H106V100H105ZM125 101H126V100H125ZM166 101H167V100H166ZM17 102H18V101H17ZM20 102H21V101H20ZM20 102H19L18 104H22V102H21V103H20ZM25 102H27V101H25ZM25 102H24V103H25ZM132 102H134V101H132ZM135 102H134V103H135ZM184 102H185V101H184ZM184 102H183V103H184ZM207 102H208V101H207ZM76 103H77V102H76ZM125 103H127V102H125ZM163 103H166V102H163ZM177 103H178V102H177ZM179 103H180V102H179ZM204 103H205V102H204ZM115 104H116V103H115ZM167 104H168V103H167ZM170 104H171V103H170ZM188 104H189V103H188ZM75 105H76V104H75ZM132 105H133V104H132ZM134 105H136V104H134ZM19 106H20V105H19ZM111 106H112V105H111ZM113 106H114V105H113ZM115 106H116V105H115ZM139 106L141 107V105H139ZM167 106H168V105H167ZM167 106H166V107H167ZM180 106H182V105H180ZM186 106H187V105H186ZM77 107H78V106H77ZM79 107H80V106H79ZM136 107H137V106H136ZM146 107H147V106H146ZM146 107H145V108H146ZM188 107H190V106H188ZM188 107H187V110L191 109V108H188ZM19 108H20V107H19ZM128 108H129V107H128ZM130 108H132V107H130ZM133 108H134V106H133ZM137 108H138V107H137ZM149 108H150V107H149ZM171 108H174V107H173V104H172ZM151 109H152V108H151ZM164 109H165V108H164ZM82 110H83V108H82ZM84 110H85V109H84ZM84 110H83V111H84ZM131 110H133V109H130V111H131ZM135 110H137V109H135ZM149 110H150V109H149ZM157 110L160 111L158 108H157ZM157 110H156V111H157ZM184 110H185V109H184ZM206 110H207V109H206ZM24 111H25V110H24ZM66 111H67V110H66ZM70 111H71V110H70ZM76 111H77V110H76ZM156 111H155L154 116H155L156 113L158 112V111H157V112H156ZM179 111H180V109H179ZM185 111H186V110H185ZM78 112H79V111H78ZM88 112H90V111H88ZM153 112H154V111H153ZM187 112H188V111H187ZM187 112H185V114H182V113H181L182 115H181V121H180V123L183 124L184 122H186V119H187V118H186L185 116H187V114H188ZM124 113H125V111H124ZM130 113H131V112H130ZM140 113H141V112H140ZM163 113H164V112H163ZM168 113H169V112H168ZM205 113H206V112H205ZM208 113H209V112H208ZM83 114H84V113H83ZM89 114H92V115H93V113H89ZM196 114H198V113H196ZM202 114H203V113H202ZM73 115H74V114H73ZM131 115H132V114H131ZM140 115H142V114H140ZM166 115H167V112H166ZM189 115H190V114H189ZM65 116H66V115H65ZM88 116H91V115H88ZM117 116H119V114H118ZM125 116H126V115H125ZM132 116H133V115H132ZM132 116H129V117H132ZM145 116H146V115H145ZM150 116H151V115H150ZM163 116H164V115H163ZM28 117H29V116H28ZM45 117H46V116H45ZM81 117H82V116H81ZM86 117H87V116H86ZM126 117H128V116H126ZM126 117H125V118H126ZM129 117H128V118H129ZM148 117H149V116H147V118H148ZM156 117H157V116H156ZM165 117H166V116H165ZM172 117H173V116H172ZM29 118H30V117H29ZM76 118H77V117H76ZM76 118H73V119H76ZM120 118H121V117H120ZM153 118H154V117H153ZM153 118H151V119H153ZM161 118H162V117H161ZM25 119H26V118H25ZM70 119H71V118H70ZM70 119H69V120H70ZM86 119H88V117H87ZM89 119H90V118H89ZM89 119H88V120H89ZM111 119H112V117H111ZM118 119H119V118H118ZM136 119H137V118H136ZM64 120H65V119H64ZM77 120H78V119H77ZM149 120H150V119H149ZM149 120H148V121H149ZM160 120H162V119H160ZM160 120H159V121H160ZM171 120H172V119H171ZM207 120H208V119H207ZM78 121H80V120H78ZM84 121H86V120H84ZM84 121H83V122H84ZM89 121H90V120H89ZM89 121H88V122H89ZM94 121H95V116L92 117V121L89 122L90 125L87 127V128L89 129L88 138L86 139V141L84 140L85 142H84V144L82 145V147H83L88 153L93 154V153L95 152V149H97V148H95V147H97V145L94 146V145L92 144L93 141L90 140V139H92L91 134H93V136L96 137V138L93 137V138L96 139V140H98V139H100L101 137H103V138H106L107 141H108V139H109V137H110V138L113 140V143L110 144V145H108L107 142H106V144H107L108 146H107L106 144L104 145L105 140L103 139V140H104V143H103V145H101V144H100L101 142H99V144L101 145V146L99 145V148H101V147H106V146H107V147H106L107 149H106V148H105L104 150H103V148H101V149L107 154V157H108V158H109L110 156L115 155L116 159L114 158V159H110V160H105V159L103 158V159L105 160V161H104V160L101 159V158L103 157V155H102L101 158H100V161H99V160H98V161L101 162V164H99V166H101L102 164H103L104 166H108V165H110L111 170H110V169H109V170H110V171H113L112 168H114V167H116V166H119L118 163L120 162L119 160H121V159H117L118 154H121V152L125 153V152H124L125 150H126V152H129V151L126 149V148L129 147V146H127V145H125V144H124V145L122 144L123 146L121 147V149H118V150H120V151H117L116 148L114 147V142H122L124 136L127 134V133H126L127 131H125V127H123L122 125H119V126H122L120 129L118 128L119 130H117V128H116V130H115V127H114L115 125H112V126L114 127V128H113L111 125L106 124V123H105V125H103V124L101 125L100 122H99V123L97 122V123H98V127H97V129H96V128H95V123H96V122H94ZM122 121H123V120H122ZM143 121H144V120H143ZM205 121H206V120H205ZM75 122H77V121L75 120ZM86 122H87V121H86ZM115 122H116V121H115ZM123 122H125V121H123ZM123 122L120 123V124H124ZM169 122H170V121H169ZM202 122H203V121H202ZM79 123H81V121H80ZM102 123H103V122H102ZM109 123H110V122H109ZM112 123H113V122H112ZM129 123H130V121H129ZM144 123H145V122H144ZM150 123H152V122H150ZM204 123H205V122H204ZM2 124H3V123H2ZM75 124H76V123H75ZM85 124H86V123H83V125H85ZM87 124H88V123H87ZM93 124H94V125H93ZM110 124H111V123H110ZM167 124H168V123L166 122V125H167ZM176 124H178V123H175V125H176ZM39 125H40V124H39ZM134 125H135V124H134ZM148 125H149V123H148ZM163 125H164V124H163ZM173 125H174V124H173ZM77 126H78V125H77ZM79 126L81 127L80 124H79ZM119 126H118V127H119ZM125 126H127V125H125ZM140 126H141V125H140ZM145 126H146V125H145ZM188 126H189V125H188ZM205 126H207V125H205ZM205 126H204V127H205ZM80 127H78L77 129L79 130ZM82 127H83V126H82ZM82 127H81V128H82ZM135 127H136V125H135ZM155 127H156V126H155ZM158 127H159V126H158ZM160 127H161V126H160ZM162 127H163V126H162ZM193 127H194V126H193ZM200 127H201V126H200ZM42 128H43V127H42ZM84 128H85V127H84ZM153 128H154V126H153ZM171 128H172V127H171ZM171 128H170V129H171ZM182 128H183V127H182ZM189 128H190V127H189ZM85 129H86V128H85ZM95 129H96V130H95ZM136 129H138V128L136 127ZM140 129H141V128H140ZM159 129H161V128H159ZM172 129H173V128H172ZM187 129H188V128H187ZM187 129H186V130H187ZM78 130H77V131H78ZM131 130H132V129H131ZM92 131H95V135H94V133H92ZM155 131H157V130H155ZM155 131H154V134H155ZM167 131H168V130H167ZM178 131H179V130H178ZM184 131H185V130H184ZM184 131H183V132H184ZM131 132H132V131H131ZM133 132H134V131H133ZM133 132H132V133H133ZM164 132H165V130H164ZM164 132H163V133H164ZM77 133H78V132H77ZM90 133H91V134H90ZM135 133L138 134V135L135 134V136H136V137L138 136V138H139L140 136H142L141 134L139 135V133H138L137 131H136ZM140 133H142V132H140ZM146 133H147V132L145 131V134H146ZM150 133H151V132H150ZM150 133L148 132V134H150ZM165 133H166V132H165ZM165 133H164V134H165ZM180 133H181V132H180ZM201 133H202V132H201ZM152 134H153V133H152ZM157 134H158V133H157ZM79 135H80V134H79ZM81 135H82V134H81ZM86 135H87V134H86ZM86 135H85V136H86ZM128 135H129V134H128ZM130 135H131V133H130ZM132 135H134V134H132ZM179 135H180V134H179ZM192 135H193V134H192ZM192 135H191V136H192ZM199 135H200V134H199ZM144 136H145V135H144ZM181 136H182V135H181ZM188 136H189V135H188ZM76 137H77V136H76ZM131 137H132V136H131ZM131 137H130V136L128 137V138L130 139L129 142H130V141H131V142H134V140H135L134 136L132 137V138H133L132 140H131ZM162 137H163V135L160 136V137H159V136H152L150 139H151V140H154L155 143L159 140L160 143H161L163 139L160 140V138H162ZM179 137H180V136H179ZM179 137L177 136L176 138L179 139ZM193 137H194V136H193ZM196 137H197V136H196ZM208 137H210V136H208ZM85 138H86V137H85ZM128 138H127L126 141H128ZM138 138H137V139H138ZM143 138H144V137H143ZM165 138H166V140L170 139V138L167 139V137H165ZM176 138H174V139H176ZM200 138H201V136H200ZM234 138H235V137H234ZM124 139H125V138H124ZM141 139H142V138H141ZM141 139H139V140H140V142L138 141L139 143H143V142H141ZM144 139H146V141L149 140L148 137H145ZM174 139H173V140H174ZM192 139H193V138H192ZM198 139H199V138H198ZM207 139H208V138H207ZM235 139H236V138H235ZM173 140H172V141H173ZM176 140H177V139H176ZM176 140H175V141H176ZM217 140H218V139H217ZM79 141H80V140H79ZM100 141H102V140H100ZM124 141H125V140H124ZM142 141H143V140H142ZM154 141H153V142L150 141V142H151V143H154ZM159 141H158V142H159ZM163 141H164V140H163ZM177 141H178V140H177ZM177 141H176V142H177ZM185 141L188 142V140H185ZM185 141H184V142H185ZM196 141H197V140H196ZM196 141H195V142H196ZM94 142H95V141H94ZM102 142H103V141H102ZM109 142H111V141H109ZM109 142H108V143H109ZM129 142H128V143H129ZM158 142H157V143H158ZM168 142H169V141H168ZM209 142H210V141H209ZM80 143H82V141H81ZM125 143H126V142H125ZM128 143H126V144H128ZM147 143H148V142H147ZM151 143H150V145H151L150 147L152 148V144H151ZM160 143H159V144H160ZM166 143H167V142H166ZM173 143H174V141H173ZM177 143H178V142H177ZM133 144H134V143H133ZM128 145H129V144H128ZM131 145H132V144H131ZM131 145H130V146H131ZM156 145H157V144H156ZM156 145H155V146H156ZM163 145H164V144H163ZM167 145H168V144H167ZM193 145H194V144H193ZM198 145H199V144H198ZM209 145H210V144H209ZM207 146H208V145H207ZM207 146H206V147H207ZM133 147H134V146H133ZM163 147H164V146H163ZM163 147H162V148H163ZM180 147H181V146H180ZM180 147H178V148H180ZM182 147L185 148V146H182ZM119 148H120V147H119ZM134 148H136V150H135L134 152H132V154L129 153V155H126V156H127V159H128L130 162H132V164H133V165L130 164V166H133L134 169H137V168H136V166H137V167L139 168V170H138V171H137V170H134L135 172H133L132 175H128L126 178H120V180H118V182H117V180H114V179H113L114 181H116V183L118 184V186H121L122 188H124V187L122 186V184H124L125 187L128 185L129 188H130V187L135 188V186L137 185V184H136V180H137V179H142L143 182H144V181L146 180V177H147V176H146V174H147L146 172L149 170L148 168H150L151 165H152V164H151L150 167H147L148 170L144 171L146 168H145L144 170H142L143 168L140 169V166H139V164H140L141 161H143V160H141V161L139 160L140 163H138V162H137L138 160H136L138 156L143 157V156H141V155H144V154H147V153H148V148H149V146L147 147V146H145V145L143 144V145H138V146L136 145ZM186 148H189V147H186ZM195 148H196V146H195ZM128 149L130 150V148H128ZM131 149H132V147H131ZM102 150H101V151H102ZM149 150H150V148H149ZM218 150H219V149H218ZM75 151H76V150H75ZM96 151H99V150H96ZM132 151H133V149H132ZM159 151H160L159 148H156V147H155V148L153 149V152H156V155H157V153H158ZM99 152H100V151H99ZM153 152H152V153H153ZM180 152H181V151H180ZM184 153H185V152H184ZM91 154H90V156H91ZM94 154H95V153H94ZM100 154H101V153H100ZM102 154H103V153H102ZM126 154H127V153H126ZM187 154H188V153H187ZM206 154H208V153H206ZM229 154H230V153H229ZM97 155H98V154H97ZM163 155H164V154H163ZM169 155H171V154H169ZM10 156H11V155H10ZM15 156H16V155H14V157H15ZM95 156H96V155H95ZM123 156H125V155H123ZM123 156H122V157H123ZM165 156H166V154H165ZM228 156H229V155H228ZM17 157H18V156H17ZM17 157H15V159H16ZM63 157H64V156H63ZM66 157H67V156H66ZM87 157H88V156H87ZM87 157H85V158L87 159ZM113 157H114V156H113ZM212 157H213V156H212ZM12 158H13V157H12ZM68 158H69V157H68ZM75 158H76V157H75ZM90 158H91V157H90ZM96 158H97V157H96ZM96 158H93V159H96ZM105 158H106V157H105ZM108 158H107V159H108ZM118 158H120V157H118ZM145 158H147V157L145 156ZM151 158H152V157H151ZM229 158H230V157H229ZM19 159H20V158H19ZM19 159H16V160L18 161ZM72 159H73V158H72ZM72 159L70 158V161H71ZM180 159H181V158H180ZM24 160H25V159H24ZM57 160H58V159H57ZM57 160H56V161H57ZM65 160H66V159H65ZM68 160H69V159H68ZM73 160H74V159H73ZM124 160H126V159L124 158ZM163 160H164V159H163ZM178 160H179V159H178ZM189 160H190V159H189ZM19 161H20V160H19ZM54 161H55V160H54ZM70 161H69V162H70ZM74 161H75V160H74ZM81 161H82V160H81ZM89 161H90V160H89ZM98 161H97V163H99ZM106 161H110V162L105 163ZM129 161H126V162H129ZM161 161H162V160H161ZM181 161H182V160H181ZM184 161H186V160L184 159ZM204 161H205V160H204ZM24 162H26V161H24ZM71 162H73V161H71ZM92 162H93V161H92ZM102 162H103V163H102ZM116 162H117V163H116ZM123 162H124V161H123ZM123 162H122V164H123ZM130 162H129V163H130ZM144 162H146V161L144 160ZM149 162H151V161H149ZM177 162H178V161H177ZM182 162H183V161H182ZM188 162H189V161H188ZM88 163H89V162H88ZM90 163H91V162H90ZM97 163H96V166H97ZM120 163H121V162H120ZM120 163H119V164H120ZM142 163H143V162H142ZM156 163H157V162H156ZM180 163H181V162H180ZM180 163H179V164H180ZM183 163H184V162H183ZM197 163H198V162H197ZM201 163H202V162H201ZM23 164H24V163L22 162V164H20V165H23ZM25 164H26V163H25ZM49 164L51 165V163H48V162H47V163H46V162H38V163H36V164L29 163L27 167L30 168V170H31L30 172H31L32 174H35V175L37 174V178L39 179L40 182H42V184L48 186L47 183H49V181L52 183L51 186H52L53 188L50 187V188H52V191L48 188V189H49V192H50V195L53 196V194L55 193V194H56L57 196H59L60 198H61L60 195L63 196V199H59V201L61 202V200H62V202L60 203V205H62L63 203L65 204V206H63V207H66V208H64L63 210L61 209V211H63V214L65 215V217H66V214H68V216H72V214H75L74 216L77 215V218H78V219L81 218V216L84 217V218L93 219L94 217H93V218H90V217H91V216H94V214H95V216H96L95 208H97V206H96V207L94 208V210H93L92 207H90V205H89V207H88V206H86L85 204H81L82 199H81L80 197L83 198V196H87V197H88V200H89V199H91L92 196H93L92 193H93L94 191H96V190H94L93 192H91L92 189L90 190L87 186L84 185V183H83L80 179H78L76 176H74V175L71 174L70 172L65 173V175H64L65 177L63 178V179H66V177H67V178H68V177L71 178L72 184L69 185V186H68L67 184H65L64 182L60 183V182L58 181L59 183H57L56 180H54V179L51 180L50 175H51V172L54 171V170H52V171L49 170L50 167L47 166V165H49ZM53 164H54V163H53ZM53 164H52V165H53ZM55 164H56V163H55ZM58 164H60V163H58ZM124 164H125V163H124ZM157 164H158V163H157ZM157 164H156V165H157ZM172 164H173V163H172ZM179 164H178V165H179ZM91 165H92V163H91ZM94 165H95V162H94ZM128 165H129V164H128ZM141 165H142V164H141ZM147 165H148V164H147ZM173 165H174V164H173ZM199 165H200V164H199ZM239 165H240V164H239ZM55 166H56V165H55ZM88 166H89V165H88ZM104 166H101V167L104 168ZM148 166H149V165H148ZM188 166H189V165H188ZM52 167L54 168V166H52ZM52 167H51V168H52ZM61 167H62V166H61ZM97 167H98V166H97ZM124 167H125V165H124ZM141 167H143V166H141ZM144 167H145V166H144ZM157 167H158V166H157ZM186 167H187V166H186ZM83 168H84V167H83ZM117 168H118V167H116V169H117ZM151 168L153 169V167H151ZM159 168H160V167H159ZM164 168H165V167H164ZM54 169H55V168H54ZM99 169H100V168H99ZM99 169H98V170H99ZM157 169H158V168H156V170H157ZM161 169H162V167H161ZM161 169H160V170H161ZM170 169L172 170V168H170ZM207 169H208V168H207ZM62 170H63V169H62ZM101 170H102V169H101ZM105 170H106V169H105ZM117 170H118V172H119V171L122 172L120 168H118ZM127 170H128V169H127ZM150 170H151V169H150ZM154 170H155V165H154ZM154 170H153V171H154ZM164 170H165V169H164ZM184 170H187V169L185 168ZM124 171H125V169H124ZM131 171H132V170H131ZM153 171H152V172H153ZM157 171H158V170H157ZM30 172H29V173H30ZM54 172H55V171H54ZM100 172H101V171H100ZM106 172H107V171H106ZM149 172H150V171H149ZM155 172H156V171H155ZM164 172H165V171H164ZM180 172H181V171H180ZM206 172H207V171H206ZM209 172H210V171H208V173H209ZM27 173H28V172H27ZM52 173H53V172H52ZM95 173H96V172H95ZM104 173H105V171H104ZM115 173L117 174V172H115ZM131 173H132V172H131ZM161 173H162V172H161ZM170 173H171V172H170ZM203 173H204V172H203ZM218 173H219V172H218ZM85 174H86V172H85ZM87 174H88V173H87ZM97 174H98V172H97ZM97 174H96V175H97ZM113 174H114V173H113ZM118 174H119V173H118ZM118 174H117V175H118ZM120 174H121V173H120ZM126 174H127V173H126ZM150 174H152V173L150 172ZM150 174H149V175H150ZM153 174H154V173H153ZM156 174H157V172H156ZM156 174H155V175H156ZM159 174H160V172H159ZM231 174H232V173H231ZM54 175H55V174H54ZM54 175H53V176H54ZM99 175H101V174L99 173ZM111 175H112V174H111ZM114 175H115V174H114ZM178 175H179V174H178ZM189 175H190V173H189ZM203 175H206V174H203ZM55 176H56V175H55ZM84 176H85V175H84ZM102 176H103V175H102ZM104 176H105V175H104ZM150 176H151V175H150ZM158 176H159V175H157V178H158ZM165 176H166V175H164V176L162 175V177H165ZM170 176H171V175H170ZM207 176H208V175H207ZM26 177H27V176H26ZM35 177H36V176H35ZM86 177H87V176H86ZM97 177H98V176H97ZM105 177H106V176H105ZM105 177H104V179H102V178H100V179H102V180L105 182V181H107V178H108L109 176H108L107 178H105ZM116 177H117V176H116ZM152 177H153V175L151 176V179H152ZM154 177H156V176H154ZM159 177H161V175H160ZM167 177H168V176H167ZM167 177H166V179H167ZM49 178H50V180H49ZM83 178L86 179L85 177H83ZM89 178H90V177H89ZM92 178H93V176H92ZM109 178H110V177H109ZM187 178L189 179V177H187ZM221 178H222V176H221ZM38 179H37V180H38ZM55 179L58 180V177L55 178ZM87 179H88V178H87ZM105 179H106V180H105ZM115 179H117V178H115ZM118 179H119V178H118ZM162 179H163V178H162ZM164 179H165V178H164ZM164 179H163V180H164ZM168 179H169V177H168ZM217 179H218V178H217ZM48 180H49V181H48ZM88 180H89V179H88ZM90 180H91V179H90ZM159 180H160V179H159ZM176 180H177V179H176ZM213 180H214V179H213ZM29 181H30V180H29ZM33 181H34V179H33ZM35 181H36V180H35ZM85 181H86V180H84V182H85ZM109 181H112V180H108V182H109ZM138 181H140V180H138ZM149 181H151V180L149 179ZM152 181H153V180H152ZM156 181H157V180H156ZM160 181L162 182V180H160ZM165 181H166V180H165ZM165 181H164V182H165ZM167 181H169V180H167ZM183 181H184V180H183ZM14 182H15V181H14ZM86 182H87V181H86ZM89 182H90V181H88V183H89ZM97 182H98V181H97ZM108 182H107V184H108ZM122 182H123V183H122ZM147 182H148V181H147ZM157 182H158V181H157ZM171 182H172V181H171ZM204 182H205V181H204ZM224 182H225V181H224ZM53 183H55V184H53ZM91 183H92V182H91ZM94 183H95V182H94ZM140 183H142V182L140 181ZM166 183H168V182H166ZM166 183H165V185H169V184H170V182H169L168 184H166ZM85 184H87V183H85ZM99 184H100V183H99ZM109 184H110V182H109ZM112 184H113V183H112ZM146 184H147V183H146ZM146 184H145V185H146ZM159 184H161V183L159 182ZM221 184H222V183H221ZM221 184H220V185H221ZM21 185H22V184H21ZM49 185H50V184H49ZM73 185L76 186V189L74 188ZM95 185H96V184H95ZM100 185H101V184H100ZM138 185H139V184H138ZM138 185H137V186H138ZM154 185H155V184H154ZM165 185H164V186H165ZM171 185H172V184H171ZM29 186H30V185H29ZM35 186H36V185H35ZM88 186H89V184H88ZM90 186H92V185H90ZM118 186H117V187H118ZM140 186H141V185H140ZM218 186H219V185H218ZM77 187H78V188H77ZM98 187H99V185H98ZM101 187L104 188L105 186L103 187V185H102ZM101 187H99V188H101ZM114 187H116V186H114ZM117 187H116V188H117ZM121 187H120V188H121ZM145 187H146V186H145ZM161 187H162V186H161ZM169 187H170V185H169ZM199 187H200V186H199ZM206 187H207V186H206ZM24 188H26V187H24ZM41 188H42V187H41ZM93 188H96V187H93ZM99 188H98V189H99ZM118 188H119V187H118ZM126 188H127V187H126ZM132 188H131V189H132ZM137 188L139 189V187H137ZM142 188H143V187H142ZM159 188H160V186H159ZM162 188H163V187H162ZM192 188H193V187H192ZM196 188H197V187H196ZM88 189H89V190H88ZM106 189H108V188H106ZM113 189H114V188H113ZM146 189H147V188H146ZM164 189H165V188H164ZM173 189H174V188H173ZM185 189H186V188H185ZM25 190H26V189H25ZM46 190H47V189H46ZM101 190H102V189H99V191H101ZM122 190H123V189H122ZM174 190H176V189H174ZM181 190H184V189L182 188ZM191 190H192V189H191ZM205 190H206V189H205ZM23 191H24V190H23ZM139 191H140V189H139ZM146 191H147V190H146ZM161 191H162V190H161ZM171 191H173V190H171ZM197 191H198V190H197ZM25 192H26V191H25ZM97 192H98V191H97ZM102 192H103V190H102ZM116 192H118V191H116ZM126 192H127V190H126ZM132 192H133V191H132ZM207 192H209V189H208ZM218 192H219V191H218ZM222 192H223V191H222ZM51 193H52V194H51ZM94 193H95V192H94ZM103 193H104V192H103ZM122 193H123V192H122ZM141 193H142V192H141ZM47 194H48V193H47ZM97 194H98V193H97ZM111 194H112V193H111ZM123 194H125V192H124ZM126 194H129V192L126 193ZM220 194H221V193H220ZM50 195H49V196H50ZM65 195H66V196H65ZM98 195H99V194H98ZM182 195H183V194H182ZM189 195H190V194H189ZM46 196H47V195H46ZM94 196H95V195H94ZM94 196H93V197H94ZM96 196H97V195H96ZM101 196L103 197V194H102ZM101 196H100V197H101ZM104 196H105V195H104ZM59 197H58V198H59ZM102 197H101V199H104V198H105V197H104V198H102ZM128 197H129V196H128ZM172 197H173V196H172ZM49 198H50V197H49ZM78 198L81 199V202H80V200H79ZM96 198H97V197H96ZM180 198H181V197H180ZM51 199H52V197H51ZM55 199H56V198H55ZM77 199H78V200H77ZM84 199H85V197H84ZM84 199H83V200H84ZM109 199H111V198L109 197ZM173 199H174V198H173ZM24 200H25V199H24ZM88 200H86V201H88ZM91 200H92V199H91ZM91 200H90V201H91ZM94 200H95V199H94ZM94 200H93V201H94ZM111 200L114 201V199H111ZM52 201H54V197H53ZM99 201H100V200H99ZM12 202H13V201H12ZM17 202H18V200H17ZM84 202H85V201H84ZM94 202H95V201H94ZM111 202H112V201H111ZM101 203H102V202H101ZM200 203H201V202H200ZM20 204H21V200H20ZM55 204H56V203H55ZM57 204H58V203H57ZM64 204H63V205H64ZM67 204H68V205H67ZM88 204H89V203H88ZM88 204H87V205H88ZM90 204H91V202H90ZM97 204H98V203H97ZM97 204H96V205H97ZM14 205H15V204H14ZM17 205H18V204H17ZM58 205H59V204H58ZM94 205H95V204H94ZM94 205H93V207H94ZM110 205H111V204H110ZM190 205H192V203H190ZM11 206H12V205H11ZM18 206H21V205H18ZM71 206H72V208H71ZM100 206H101V205H100ZM103 206H104V205H103ZM114 206H115V205H114ZM207 206H208V205H207ZM207 206H206V207H207ZM8 207H9V206H8ZM13 207H14V206H13ZM108 207H109V205H108ZM204 207H205V206H204ZM204 207H203V208H204ZM206 207H205V208H206ZM56 208H57V207H56ZM103 208H104V207H103ZM103 208H102V209H103ZM57 209H59V208H57ZM201 209H202V208H201ZM96 210H97V209H96ZM98 210H100V209H98ZM203 210H204V209H203ZM203 210H201V211H203ZM3 211H5V209H4ZM3 211H2V212H3ZM6 211H7V210H6ZM109 211H110L111 214H112V211H111V210H109ZM120 211H121V210H120ZM120 211H119V212H120ZM194 211H195V210H194ZM199 211H200V210H199ZM199 211H198V212H199ZM121 212H122V211H121ZM7 213H9V212L7 211ZM25 213H26V212H25ZM38 213H39V212H38ZM49 213H50V212H49ZM97 213H98V211H97ZM99 213H100V212H99ZM99 213H98V214H99ZM115 213H116V212H115ZM136 213H137V211H136ZM190 213H191V212H190ZM5 214H6V212H5ZM30 214H31V213H30ZM63 214H62V215H63ZM118 214H119L118 212H117L116 214H114V215L112 214L111 217L114 218V219H116ZM197 214H199V213H197ZM60 215H61V214H60ZM122 215H123V214H122ZM134 215H135V214H134ZM192 215H193V214H192ZM208 215H210V214L208 213ZM208 215H207V216H208ZM78 216H80V217H78ZM98 216H99V215H98ZM123 216H124V215H123ZM141 216H142V214H141ZM12 217H13V216H12ZM61 217H62V216H61ZM124 217H125V216H124ZM131 217H132L133 220H134V217H133V216H131ZM136 217H137V216H136ZM136 217H135V218H136ZM139 217H140V216H139ZM49 218H50V217H49ZM96 218H97V217H96ZM102 218H103V216H102ZM102 218H101V219H102ZM108 218L110 219V217H108ZM151 218H152V217H151ZM63 219H64V218H63ZM99 219H100V218H99ZM149 219H150V218H149V216H148V221H149ZM152 219H153V218H152ZM152 219H151V220H152ZM211 219H212V218H211ZM37 220H38V219H37ZM80 220H81V219H80ZM111 220H112V219H111ZM121 220H122V219H121ZM131 220H132V219H131ZM151 220H150V222H151ZM197 220H198V219H197ZM89 221H90V220H89ZM91 221L94 222V223L91 222L94 226H95V225H101V224H103V223H100L99 220H91ZM104 221H106V219L103 220V222H104ZM116 221H117V220H116ZM127 221H128V220H127ZM129 221H130V218H129ZM136 221H137V220H136ZM152 221L154 222V220H152ZM44 222H45V221H44ZM83 222H84V221H83ZM111 222H112V221H111ZM113 222H115V221H113ZM113 222H112V223H113ZM124 222H125V221H124ZM131 222H133V221H131ZM139 222H140V221H139ZM69 223H70V222H69ZM69 223H68V224H69ZM84 223H85V222H84ZM107 223H108V222H104V224H106V225H107ZM119 223H120V222H119ZM129 223H130V222H129ZM134 223H135V222H134ZM137 223H138V222H137ZM141 223H142V222H141ZM151 223H152V222H151ZM174 223H175V222H174ZM174 223H173V224H174ZM208 223H209V222H208ZM86 224H87V223H86ZM131 224H132V223H131ZM135 224H136V223H135ZM214 224H215V223H214ZM93 225H92V226H93ZM115 225H116V224H115ZM138 225H139V223H138ZM205 225H206V224H205ZM56 226H57V225H56ZM70 226H71V225H70ZM85 226H86V225H85ZM208 226H209V225H208ZM245 226H246V225H245ZM103 227H104V226H103ZM108 227H109V226H108ZM114 227H115V226H114ZM69 228H70V227H69ZM209 228H210V227H209ZM56 229H57V228H56ZM70 229H71V228H70ZM86 229H87V228H86ZM115 229H116V228H115ZM120 229H121V228H120ZM137 229H138V228H137ZM137 229H136L133 225H130V224L127 225V224H124V225H123L122 232H123L125 235H127V236H126L127 238H128V236H129V238H133V240H134V239L137 240L138 243H139V242H140V243H141V242H144L145 240L143 239L142 235L140 234V232H139ZM102 230L104 231L103 228H102ZM106 230H107V229H106ZM51 231H52V230H51ZM107 231H108V230H107ZM209 231H210V230H209ZM213 231H215V230H213ZM108 232H109V231H108ZM115 232H116V231H115ZM118 232H119V230H118ZM118 232H116V233H118ZM120 233H121V231H120ZM144 233H145V232H144ZM233 233H234V232H233ZM111 234H113V233H111ZM241 234H242V233H241ZM55 235H56V234H55ZM73 235H74V234H73ZM55 237H56V236H55ZM81 237H82V236H81ZM126 237H125V238H126ZM204 237H205V236H204ZM77 238H78V237H77ZM182 238H183V237H182ZM90 239H91V238H90ZM142 239H143V240H142ZM187 239H188V238H187ZM187 239H186V240H187ZM200 239H201V238H200ZM82 240H83V238H82ZM124 240H125V239H124ZM128 240H129V239H128ZM135 240H134V241H135ZM186 240H185V241H186ZM190 240H191V239H190ZM223 240H224V239H223ZM30 241H31V240H30ZM125 242H126V240H125ZM125 242H123V243H125ZM131 242L133 243V241H131ZM183 242H184V241H183ZM189 242H190V241H189ZM189 242H188V243H189ZM197 242H198V240H197ZM71 243H72V242H71ZM81 243H82V242H81ZM129 243H130V242H129ZM188 243H185V242H184V245H186V244H188ZM222 243H223V241H222ZM249 243H250V242H249ZM63 244H64V243H63ZM127 244H128V243H127ZM133 244H134V243H133ZM135 244H136V246L138 245L137 243H135ZM135 244H134V246H135ZM146 244H147V242H146ZM89 245H90V244H89ZM130 245H131V244H130ZM175 245H176V244H175ZM194 245H195V244H194ZM196 245H197V244H196ZM84 246H85V245H84ZM126 246H129V245H126ZM131 246H132V245H131ZM141 246H143V244H140V246L138 245V248H140ZM148 246H149V245H148ZM181 246H182V244H181ZM187 246L189 247V245H187ZM199 246H200V245H199ZM201 246H202V245H201ZM124 247H125V246H124ZM144 247H146L145 244H144ZM183 247L185 248V246H183ZM194 247L196 248V247H198V246H194ZM141 248H142V247H141ZM173 248H174V247H173ZM184 248H183V249H184ZM186 248H187V247H186ZM190 248H191V247H190ZM192 248H193V247H192ZM192 248H191V249H192ZM87 249H88V248H87ZM127 249H128V247H127ZM134 249H135V248H134ZM142 249H143V248H142ZM146 249H147V247H146ZM148 249H149V247H148ZM176 249H177V248H176ZM188 249H189V248H188ZM199 249H200V248H199ZM214 249H215V248H214ZM214 249H213V250H214ZM217 249H219V248H217ZM124 250H125V249H124ZM139 250H140V249H139ZM167 250H169V249H167ZM181 250H182V249H181ZM210 250H211V249H210ZM210 250H209V251H210ZM79 251H80V250H79ZM119 251H120V250H119ZM125 251H126V250H125ZM133 251H134V250H133ZM147 251H148V250H147ZM176 251H177V250H176ZM176 251H175V252H176ZM191 251H192V250H190V252H191ZM199 251H200V250H199ZM215 251H216V250H215ZM218 251H219V250H218ZM249 251H250V250H249ZM120 252H121V251H120ZM123 252H124V251H123ZM139 252H141V251H139ZM143 252H145V250H144ZM165 252H166V251H165ZM175 252H174V253H175ZM188 252H189V251H188ZM201 252H203V251H201ZM216 252H217V251H216ZM219 252H221V251H219ZM133 253H134V252H133ZM177 253H178V252H177ZM212 253H213V252H212ZM123 254H124V253H123ZM125 254H126V253H125ZM150 254H151V253H150ZM150 254H149V255H150ZM192 254H193V251H192ZM203 254H204V253H203ZM220 254H221V253H220ZM134 255H135V254H134ZM136 255H137V254H136ZM165 255H166V253H165ZM209 255H211V253H210ZM116 256H117V255H116ZM116 256H115V257H116ZM138 256H139V255H138ZM142 256H143V255H141V257H142ZM145 256H146V255H145ZM145 256H143V257L145 258ZM151 256H152V255H151ZM179 256H180V255H179ZM213 256H214V255H213ZM218 256H219V255H218ZM133 257H134V256H133ZM135 257H136V256H135ZM180 257H181V256H180ZM180 257H179V258H180ZM196 257H197V256H196ZM98 258H99V257H98ZM137 258H138V257H137ZM147 258L150 259V257H148V256H147ZM139 259H140V258H139ZM106 260H107V259H106ZM147 260H148V259H147ZM164 260H165V259H164ZM170 260H171V259H170ZM175 260H176V259H175ZM175 260H174V261H175ZM180 260H181V259H180ZM180 260H179V261H180ZM225 260H226V259H225ZM109 261H110V260H109ZM137 261H140V260H137ZM143 261H144V259H143ZM145 261H146V259H145ZM150 261H151V260H150ZM150 261H149V262H150ZM153 261H154V260L152 259V262H153ZM162 261H163V260H162ZM172 261H173V260H172ZM192 261H193V260H192ZM247 261H248V260H247ZM100 262H101V261H100ZM117 262H118V261H117ZM147 262H148V261H147ZM163 262H164V261H163ZM231 262H232V261H231ZM231 262H230V263H231ZM248 262H249V261H248ZM114 263H115V262H114ZM130 263H131V262H130ZM140 263H141V262H140ZM144 263L146 264V262H143V264H144ZM154 263H155V261H154ZM154 263H152V264H154ZM176 263H177V262H176ZM253 263H254V262H253ZM97 264H98V262H97ZM100 264H101V263H100ZM147 264H149V263H147ZM174 264H175V262H174ZM228 264H229V263H228ZM247 264H249V263H247Z\"/></svg>", "mask_w": 264, "mask_h": 264}]
</instances>
